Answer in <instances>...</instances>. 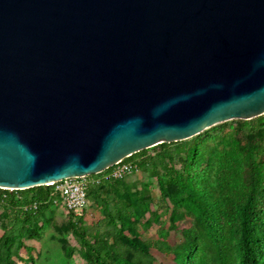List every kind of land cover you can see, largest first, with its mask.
Masks as SVG:
<instances>
[{
    "label": "water",
    "instance_id": "water-1",
    "mask_svg": "<svg viewBox=\"0 0 264 264\" xmlns=\"http://www.w3.org/2000/svg\"><path fill=\"white\" fill-rule=\"evenodd\" d=\"M261 115L264 0H0V189Z\"/></svg>",
    "mask_w": 264,
    "mask_h": 264
},
{
    "label": "rangeland",
    "instance_id": "rangeland-1",
    "mask_svg": "<svg viewBox=\"0 0 264 264\" xmlns=\"http://www.w3.org/2000/svg\"><path fill=\"white\" fill-rule=\"evenodd\" d=\"M245 140L238 119L217 123L187 139L193 150L172 163L180 180L195 188L192 204L190 191H182L175 183L167 182L161 168L134 170L121 180L102 185L97 193H92L81 219H74L58 197L29 227L20 255L12 264H95L94 259L82 253L71 222L79 223L85 231L101 227L92 236L97 239L108 225L100 206V201L108 198L118 211L136 213L131 219L136 227H129L126 232L135 240L149 242L156 259L153 264H176V258L182 254H186L188 264H197L201 258L208 264H223L220 251L224 246L230 248L232 262L239 264L238 212L229 214L225 204L228 184L232 190H247V166L230 152L231 143L244 145ZM159 150L151 147L149 156H155ZM94 177L101 178L103 174ZM255 196L253 248L264 240V163ZM13 220V212L0 205V241ZM118 223L121 225L122 221Z\"/></svg>",
    "mask_w": 264,
    "mask_h": 264
},
{
    "label": "trees",
    "instance_id": "trees-1",
    "mask_svg": "<svg viewBox=\"0 0 264 264\" xmlns=\"http://www.w3.org/2000/svg\"><path fill=\"white\" fill-rule=\"evenodd\" d=\"M240 129L245 135L244 145L231 143L230 152L234 158L240 157L247 166L245 174V190H232L228 184L226 194V208L229 214L237 213L240 224V238L238 245L239 264H264V240L252 247L251 230L255 217L256 189L260 181L261 169L264 163V115L250 120H239ZM190 141L164 142L154 147L159 148L155 156H149L151 148L139 151L125 159L137 164L138 169L146 172L150 168H161L165 171L167 182L175 183L182 191H190L192 194L190 203H194L195 188L193 185L184 184L178 177L172 163L181 156H186L191 150ZM153 147V148H154ZM119 179L103 180L100 184L92 185L88 191L89 201L92 193L98 192L99 187L111 181ZM121 180V179H120ZM59 195L53 194L52 186H38L25 190L0 189V205L10 209L14 214V220L10 223L0 241V264H12L13 259L20 255L24 244V237L29 227L37 222L39 216L52 207ZM237 202V203H236ZM111 199L100 201L108 225L106 231L93 239L95 230L85 231L77 222H71L72 232L85 257L94 259L95 264H153L155 257L151 252V246L147 241L133 239L126 230L136 227L131 219L136 213L118 211L112 207ZM202 206L201 203H196ZM237 204V205H236ZM113 205H116L114 202ZM202 208H204L202 206ZM194 215L193 212H189ZM74 219H81L75 217ZM121 220L120 225L118 221ZM220 256L223 264H234L230 248H221ZM176 264H188L186 254L179 255ZM197 264H208L205 258H201Z\"/></svg>",
    "mask_w": 264,
    "mask_h": 264
},
{
    "label": "built area",
    "instance_id": "built-area-1",
    "mask_svg": "<svg viewBox=\"0 0 264 264\" xmlns=\"http://www.w3.org/2000/svg\"><path fill=\"white\" fill-rule=\"evenodd\" d=\"M134 170H138L134 162L123 160L103 171L101 178H96L95 175L72 177L52 183L50 186L53 194L59 195L67 211L75 217H82L90 204L88 191L92 185L100 184L103 179H121Z\"/></svg>",
    "mask_w": 264,
    "mask_h": 264
}]
</instances>
